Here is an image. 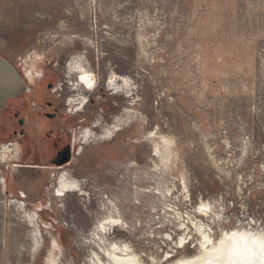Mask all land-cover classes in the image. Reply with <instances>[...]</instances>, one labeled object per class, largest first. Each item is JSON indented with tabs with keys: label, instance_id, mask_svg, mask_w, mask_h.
Segmentation results:
<instances>
[{
	"label": "rangeland",
	"instance_id": "rangeland-1",
	"mask_svg": "<svg viewBox=\"0 0 264 264\" xmlns=\"http://www.w3.org/2000/svg\"><path fill=\"white\" fill-rule=\"evenodd\" d=\"M259 50L264 57V0H0V57L25 79L30 57L40 54L33 81L25 79L29 92L0 107V146L18 144L25 165L13 170L0 159V264H45L53 241L61 264H86L85 239L108 200L130 225L129 232L111 231V239L130 242L148 262L166 251L175 258L197 252L194 233L186 250L167 247L161 236L178 224L166 208L197 214L199 200L210 201L214 212L199 218L214 225L216 239L241 225L263 231ZM79 53L96 77L94 91L73 89L74 77L66 76V62ZM112 70L132 79L131 95L108 85ZM77 93L87 97L79 111L68 104ZM124 108L136 110L128 126L108 140L76 142L69 162L50 167L54 141H72L80 126L100 133ZM14 112L26 123L24 136L13 134L20 128ZM156 127L177 152L164 173L153 170L149 131ZM61 168L83 182L85 196L52 195ZM159 185L172 188L170 207L138 193ZM26 212L36 213L43 237L34 257Z\"/></svg>",
	"mask_w": 264,
	"mask_h": 264
},
{
	"label": "bare ground",
	"instance_id": "bare-ground-1",
	"mask_svg": "<svg viewBox=\"0 0 264 264\" xmlns=\"http://www.w3.org/2000/svg\"><path fill=\"white\" fill-rule=\"evenodd\" d=\"M86 40L89 41L88 38H86ZM39 55L40 54L34 53L30 57L29 68H24L23 75L25 74L28 81H33L34 79L31 69L35 66L36 62L39 61ZM65 71L67 77H74L73 89L77 91L83 89L86 92L94 91L96 87V77L89 65L88 58H86L83 53L71 56L65 64ZM82 76H85L86 79L82 80ZM12 77L13 76L10 75V70L6 68L4 62H1L0 60V80L5 82V84L10 85V89H8L10 92L12 90V85L14 84ZM23 82L25 83V86L19 85L18 87H15L9 97L16 96L19 93L28 92V85L25 82V79H23ZM89 83L92 84L91 87L88 86ZM107 83L117 89H121L126 95H131L134 89V82L129 76L118 74L113 70L110 71L108 75ZM86 99V96L77 93L74 97L69 98L68 104L76 106L77 111H79V108L84 105ZM135 117L136 110L134 108H124V112L121 115L115 116L110 124L102 126L100 133L95 132L91 127L80 126L75 131L73 140L74 142L79 141L81 145L94 139L108 140L112 138L116 132L128 126ZM99 123L100 121L97 119L93 126L97 127L99 126ZM157 128L158 127H156V130L154 131H149V137L153 143L152 156L158 159V162H154L153 170L159 171V173H164L166 171H171L172 167L175 166L177 152L173 138L158 132ZM81 149L82 147L79 146L77 152L79 153ZM0 159L4 164H10V167H12L13 170L25 166L18 163L20 159V147L17 144L12 147H9V145H1ZM59 173H61L60 176H58ZM59 173L56 176L55 185L52 186V195L54 197L64 196L67 193H77V195L80 196H85L87 194L86 190L83 188V182L69 177L67 169L65 170L61 168ZM181 182L183 191L187 192L184 177H182ZM138 193L141 195H151L152 197L157 196L158 200L162 201L163 205L169 207L170 204H167V202L171 200L170 198L173 194L171 187H163L162 185H159L153 192L149 189L140 188ZM199 201L200 203L196 210L197 214L186 213V215H183L181 211L166 208V213L167 211L174 212V218H176L178 227L176 230L163 232V235L161 236V238L169 241L170 244H166L167 247L171 248V251L177 254L178 252L186 250V243H188L193 237L194 233L196 236L197 252L193 256H178L175 258L174 254H170L169 251H166L164 258L149 255L150 262H148L145 261L143 257L144 255L140 254L136 247L130 242L111 239V231L113 232L114 229L117 228L124 232H129L130 225L120 207L112 200H108L107 204L100 208V217L95 222L92 237L85 239L87 244L86 247L89 249L87 259L85 260L87 262L86 264H232L231 260H229L226 255H221L218 251V249L221 248L220 241L224 239L225 234L230 235L233 232L264 234V230L258 231L253 229L254 227L247 228L241 225L234 230L229 229L230 231H221V235L216 239L213 235L214 225L211 226L207 224V222L205 223L203 219L199 218V216L208 217L211 212H214V210L211 209V202L203 200ZM21 206L22 205L19 204V207ZM25 214L27 224L32 226L33 233L30 235L31 245L29 252L30 256L34 257L41 248L43 237L39 233L37 227V221L35 218L36 213L26 212ZM57 246V243L53 241L52 248L49 250L45 259V264H61L58 257L55 255V248H57ZM171 260L172 262L168 263ZM255 264H261L258 249Z\"/></svg>",
	"mask_w": 264,
	"mask_h": 264
},
{
	"label": "snow or ice",
	"instance_id": "snow-or-ice-1",
	"mask_svg": "<svg viewBox=\"0 0 264 264\" xmlns=\"http://www.w3.org/2000/svg\"><path fill=\"white\" fill-rule=\"evenodd\" d=\"M86 79L85 76L81 77ZM92 86L91 83L88 84ZM221 248L218 249L221 255H226L232 264H255L257 249L261 264H264V234L236 233L225 234L220 241Z\"/></svg>",
	"mask_w": 264,
	"mask_h": 264
},
{
	"label": "water",
	"instance_id": "water-1",
	"mask_svg": "<svg viewBox=\"0 0 264 264\" xmlns=\"http://www.w3.org/2000/svg\"><path fill=\"white\" fill-rule=\"evenodd\" d=\"M1 62H4L6 65V68L10 70V75L13 76V85H12V90L11 92L8 91L10 89L9 84H5V82H2L0 80V107L3 105V103L8 100L7 97L11 95L12 91H14L15 87L20 86H25V83L23 82V78L19 74V72L15 69V67L10 64L6 59L0 57ZM16 81V82H15ZM16 83V84H15ZM5 88V89H4ZM7 90V91H6ZM52 114H49L51 116ZM70 159V154H69V146H66L64 149H62L58 155L50 161L51 164L54 165H62L66 162H68Z\"/></svg>",
	"mask_w": 264,
	"mask_h": 264
},
{
	"label": "flooded vegetation",
	"instance_id": "flooded-vegetation-1",
	"mask_svg": "<svg viewBox=\"0 0 264 264\" xmlns=\"http://www.w3.org/2000/svg\"><path fill=\"white\" fill-rule=\"evenodd\" d=\"M25 79H27V78H25ZM26 82V81H25ZM27 83V82H26ZM27 85H28V92H29V90H30V88H29V83H27ZM50 86H51V84H50ZM49 86V87H50ZM23 93H19L18 95H16V96H13V97H8V99L9 98H15V97H19V96H21ZM90 100V99H89ZM4 104V103H3ZM82 107V106H81ZM80 107V108H81ZM79 108V109H80ZM75 111H77V109H76V106H75V109H74ZM48 114V116H49V114L50 113H47ZM52 115L51 116H49V117H54V116H56L57 115V112H53V113H51ZM14 117H15V119H16V121H17V124L19 125V129H18V131L16 130V129H13V134L14 135H19V136H24V131L22 130V127H24L25 126V121H24V119L23 118H21L19 115H18V112H14ZM75 131V130H74ZM73 131V132H74ZM75 133V132H74ZM76 142H74V140H73V138H72V141H70V140H68L67 142H65L64 144H61V145H59V143H58V141H54L53 142V145H52V147H53V150H54V154L51 156V158L48 160L49 161V163H50V161L52 160V159H54L57 155H58V153L62 150V149H64L66 146H69V154H70V159H69V161L71 160V152L73 151V149H75V144ZM18 145V144H17ZM19 146V145H18ZM20 147V146H19ZM82 150V149H81ZM81 152V151H80ZM79 152V153H80ZM20 153H21V147H20ZM68 161V162H69ZM67 163V162H66ZM51 164V163H50ZM65 164V163H64ZM31 167H39V166H31ZM50 167H57V168H59V167H61V166H57V165H53V166H50Z\"/></svg>",
	"mask_w": 264,
	"mask_h": 264
},
{
	"label": "built area",
	"instance_id": "built-area-1",
	"mask_svg": "<svg viewBox=\"0 0 264 264\" xmlns=\"http://www.w3.org/2000/svg\"><path fill=\"white\" fill-rule=\"evenodd\" d=\"M261 53H262V50H259V52H258L259 57L261 56ZM260 58H261L260 62H263L262 60L264 57H260Z\"/></svg>",
	"mask_w": 264,
	"mask_h": 264
}]
</instances>
